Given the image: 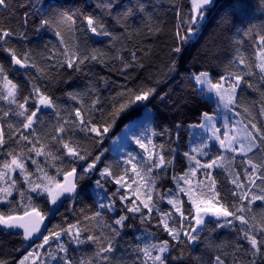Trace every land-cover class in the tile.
<instances>
[{"label": "snow or ice", "instance_id": "snow-or-ice-1", "mask_svg": "<svg viewBox=\"0 0 264 264\" xmlns=\"http://www.w3.org/2000/svg\"><path fill=\"white\" fill-rule=\"evenodd\" d=\"M212 3L213 0H181L174 3L178 21L174 26L175 36L181 43L185 40L183 32H194ZM8 6V0H0V9L6 10ZM97 6L102 9L100 15L83 16L85 29L96 36L118 39L108 30L103 19L104 13L111 16L118 5L114 0H98ZM136 7L145 10L142 0ZM38 15L35 31L53 29L61 44H65L60 25L62 23L70 31L74 30L76 13L68 9L60 11L58 18L47 13ZM122 18L115 17L117 20ZM27 24L26 13L22 26ZM149 31L153 29L149 28ZM237 34L240 39H233V56L224 71L214 73L210 68H204L190 74V80L201 98L214 100L215 106L211 111L201 113L202 122L193 125L208 132L207 139L183 153L188 162L187 168L180 172L173 171L169 176L167 169L175 157H166L165 145L154 141L157 136H167L171 143L172 132L168 128H145L143 137L133 133L136 145L145 155L138 160L128 152L127 158L122 164L118 163L116 169L109 165L99 168L100 156H93L76 139L77 133H84L90 139H102L121 113L148 101L154 95V88L143 85L117 92L112 98V108L106 114L104 101L100 96L92 95L94 88H89L83 95L68 92V98L80 106L62 116L54 98L39 83L50 69L38 64L30 50H20L15 46V30L0 27V53L8 58L7 63L0 61V101L9 105L7 110L0 108V149H4L10 141L18 146V149L12 148L0 154V204L9 205L6 212L0 211V227L22 229L24 240L33 239L41 234L47 214L33 203L31 194L46 196L54 206L49 212L55 214L58 211L55 206L62 203L61 197L75 199L78 181L88 174L97 173L99 178L94 183L101 190L96 192L99 198L97 210L91 216H84V220L99 222L106 213L116 215L111 218V223L104 222L106 233L103 229L90 232L81 221H77L66 228L57 226L47 235L41 234L42 243L37 247H51L50 242L56 241L55 251H48L46 255L59 264H170V261L182 257V250L179 256L171 255L182 243H196L201 238V232L214 234L226 227L234 231V239L229 244H217L208 239L205 255L196 258L197 264H264V124L258 123L252 114V108L258 106L259 116L264 117V30L250 36L247 29L243 32L238 29ZM19 38L26 39V33L20 32ZM249 38L252 53L245 48ZM174 52L179 54L181 48L175 47ZM62 55L64 59L60 67L75 72H82L88 61L102 63L105 56L96 49L81 54L78 49H69L67 45ZM131 57L135 61L136 53L132 52ZM113 58L121 61L122 71L133 67L119 54ZM175 66L176 62L173 61L169 71L174 70ZM17 68L24 70V81L10 78V73ZM29 70H35V74ZM252 77H256L255 82L250 79ZM245 89L258 93L260 99L253 100L250 105L243 103L242 93ZM84 96H87V101ZM13 105L14 108L11 107ZM43 109H52L58 120L53 125V132L42 137L37 125L43 123ZM94 112H100L101 116L96 117ZM144 113L147 122L154 120L147 105H144ZM220 113L223 114V133L217 127V115ZM229 113L236 117L243 116L244 119L233 122ZM13 116L22 118L18 125L10 122ZM237 125H241L238 131ZM176 135L178 139L179 134ZM211 141H215L220 149L215 155L210 154L213 147ZM225 153L234 155L226 156ZM237 155L243 157L239 163L236 162ZM38 157H45V164L49 160L62 162L68 158L73 166L58 168L57 174L63 175L61 181L49 175ZM28 161L35 166V171L29 170ZM78 161L84 162L79 173L75 166ZM217 170L219 173L214 175ZM198 173L202 174V178L196 179L193 184ZM163 178H169L175 184V192L172 188L163 191L158 188V181ZM228 183L233 187L228 188ZM21 184L27 185V188L22 189ZM107 185H112V189L109 190ZM14 193L21 198L22 213L14 207L17 203ZM181 194L188 197L189 207H185ZM165 200L171 206L167 210L158 206L160 201ZM258 201L261 202L260 207L255 210L253 206ZM154 219L156 226L171 239H153L156 233L150 231L147 225ZM135 221L146 226L143 231L147 235L136 236L135 242L128 240L122 244L124 230L134 228L132 222ZM64 235L69 237L68 242L62 240ZM72 243L77 246L94 244L97 248L90 258L76 259L69 252L68 245ZM29 261L31 264H41L40 253L30 252L19 264ZM0 264H8V260L0 258Z\"/></svg>", "mask_w": 264, "mask_h": 264}, {"label": "trees", "instance_id": "trees-1", "mask_svg": "<svg viewBox=\"0 0 264 264\" xmlns=\"http://www.w3.org/2000/svg\"><path fill=\"white\" fill-rule=\"evenodd\" d=\"M142 2L145 6L144 11L136 7L141 3V0H114L118 7L115 8L112 15L103 14L108 30L118 37L115 40L96 36L85 29L84 15H100L102 13V9L97 6L98 0H8V8L0 9V27L15 30L17 32V37L13 40L15 46L20 50H30L38 64L45 69H50L46 77L39 83L45 86L48 93L54 98L62 116L66 115L68 110L80 106L76 101L68 98L66 95L68 92L83 95L89 88H94L95 92L92 95H98L104 101L103 108L104 114H106L111 110L112 98L117 92L137 89L143 85L154 88V95L148 101L140 102L127 112L121 113L102 139H90L84 133H77L76 139L93 156H100L101 162L98 167L101 169L105 165L116 169L117 164H122L123 160L127 158L128 152L134 154L139 160L143 157V152L137 151L131 146L123 147V140L127 136L126 134L133 130L130 127L132 124L137 126L141 124L139 121L145 116L144 105H147L148 110L154 116V120L148 122L149 128H168L172 132L171 143L167 136L154 138L156 144L163 143L165 145L166 157H175L173 164L167 169L170 176L173 171L180 172L187 168L188 162L183 153L190 151L191 147L200 143L201 140H206V135L193 125L201 123V113L211 111L215 106L212 101H205L201 98L190 80V74L204 68H210L214 73L224 71L233 56L232 41L240 39L237 30L243 32L247 29L250 36L264 30V0H216L212 6L206 9L204 19L195 26L194 32H183L185 40L182 43L175 36L174 26L178 21L175 18L173 6L174 3H179L181 0H142ZM68 9L76 13V24L74 30L70 31L61 23L59 30L64 36L65 44H61L53 29L35 31L39 13H47L53 18H58L60 11ZM26 13L28 24L22 26ZM117 16L123 18L117 20L115 19ZM149 28H152L153 31H149ZM157 28L160 31H155ZM20 32H25L27 38L20 39ZM65 45L69 49H78L81 54L91 53L93 49L99 50L105 54L103 62L88 61L83 66L82 72L62 68L60 63L64 59L62 52ZM177 46L181 48L179 54L174 52V48ZM245 48L248 53H252L250 38L246 41ZM132 52L136 53L135 61L132 60ZM117 54L131 62L133 67L122 71L121 61L113 58ZM7 59L6 55L0 53V61L7 63ZM173 61L176 62V66L174 70L169 71ZM29 71L35 74V70ZM23 72V69L17 68L15 72L10 73V78L15 81H24ZM250 79L256 81V77ZM242 95L243 103L249 105L253 100L260 99L258 93L251 89H245ZM84 99L87 101V96H84ZM8 107L6 102L0 101V108L7 110ZM238 111H242V109H238ZM252 114L258 123L264 124V117L259 116L258 106L252 108ZM93 115L99 118L101 113L94 112ZM238 118L244 119L243 116ZM20 119L22 118L13 116L10 122L18 125ZM41 120L43 123L37 125V129L43 137L53 132V125L57 123L58 117L52 109H43ZM194 131L199 134V137L193 134ZM177 133L179 134L178 139ZM113 141H115L114 145H112ZM22 146L21 144L20 147ZM12 148L18 149V146L10 141L4 149H0V154ZM173 149L175 151H172ZM219 151V147L213 146L210 149V154L215 155ZM225 155L232 156L234 154L225 153ZM37 159L49 175L58 180L63 177L62 173L57 174L58 168L73 166L68 158H64L62 162L49 160L47 164H45V157ZM200 159L207 158L200 157ZM242 159L243 157L236 156L237 163ZM83 163L82 161L75 163L78 173ZM28 167L30 171H35V166L31 164V161H28ZM239 170L238 168L237 171ZM218 173L219 170L214 175ZM98 178L97 173H91L78 181V194L75 199H63L60 209L49 221L45 235L57 226L66 228L68 224H75L77 221H81L90 232L101 231L105 221L111 223V218L116 213H106L99 222L84 220V216H91L97 210L99 198L96 196V192L101 190L96 188L94 181ZM201 178L202 174L198 173L197 177L193 179V184L196 179ZM157 186L161 191L167 188H172L174 192L176 190L175 184L169 178L159 180ZM227 187L232 188L233 186L228 183ZM21 188L26 189L27 185L21 184ZM107 188L111 190L112 185H107ZM31 195L33 203L48 214L49 199L46 196H36L35 193ZM14 197L17 201L14 207L22 213L23 207L19 203L21 198L16 193H14ZM181 197L185 201V207H189L187 196L181 194ZM260 203L258 201L253 206L255 210L259 209ZM158 206L163 210L171 207L166 200L160 201ZM8 208L9 205L0 204V211L6 212ZM117 208L119 209V205ZM132 223L135 225L134 228L124 230L122 244L128 240L134 241L136 236L147 235L143 231L146 226L140 225L138 221ZM235 223L238 224V222ZM147 227L156 233L153 239H171L156 226L155 219ZM103 231L106 233L107 229H103ZM200 237L196 243L185 242L175 248L171 253L172 256H179L181 250L183 255L180 259L170 261V264H197L196 258L205 255L208 239L217 244H229L234 239L235 233L231 228L226 227L214 234L201 232ZM62 240L68 242L69 237L64 235ZM41 241L25 242L21 233L0 229V258L7 259L8 264H18L26 255L29 247L35 244L39 245ZM50 243L51 247L46 245L45 248L39 250L41 264L44 261L48 264L52 260L46 253L54 252L57 242ZM68 246L70 254L76 259L90 258L97 248L94 244L77 246L72 243Z\"/></svg>", "mask_w": 264, "mask_h": 264}, {"label": "rangeland", "instance_id": "rangeland-1", "mask_svg": "<svg viewBox=\"0 0 264 264\" xmlns=\"http://www.w3.org/2000/svg\"><path fill=\"white\" fill-rule=\"evenodd\" d=\"M210 101H212V102L215 104L214 100H210ZM229 115L231 116V119H232L233 122H235L236 120H239L238 117H236V116H232L231 113H229ZM201 122H202V121H201ZM139 123H141L139 126L134 125V124H132V125L130 126L131 129H133V130L129 131V132L126 134L127 136L124 137V140H123V147H129V146H131V147L135 148L137 151H141V152H143V151L138 147V145H136L135 140H134V138H133V133H135L137 136H141V137H143V136H144V129H145V128H149V124H148V122L144 119V117H142V118L140 119ZM217 127H219V128L221 129V133L224 132L225 129H224V127H223V114H222V113H220V114L217 115ZM240 127H241V125H237V131L239 130ZM198 130H199L201 133L205 134L206 137L209 135V133L206 132L204 129L198 128ZM193 134H196V137H199V134H198L197 132L194 131ZM120 138H121V137H120ZM206 139H207V138H206ZM115 141H116V140H115ZM210 143H211L213 146H217V147H219L218 144H216L215 141H211ZM112 145H114V143H113ZM133 155H134V154H133ZM142 155H143V156L145 155L144 152L142 153ZM187 198H188V197H187ZM41 243H42V241H41ZM37 246H38V245H36V244L30 246L25 256H27L30 252H33V251H38V252H39L40 248H38ZM25 256H24V257H25ZM24 257H23V258H24ZM23 258H22V259H23ZM22 259H21V260H22ZM21 260H20V261H21ZM18 264H19V263H18ZM27 264H31V261L27 262ZM48 264H59V262H58V261L51 260V261L48 262Z\"/></svg>", "mask_w": 264, "mask_h": 264}, {"label": "water", "instance_id": "water-1", "mask_svg": "<svg viewBox=\"0 0 264 264\" xmlns=\"http://www.w3.org/2000/svg\"><path fill=\"white\" fill-rule=\"evenodd\" d=\"M216 0H213V3L215 2ZM213 3L211 4V5H209L208 7H210V6H212L213 5ZM207 7V8H208ZM63 180V177H62V179H61V181ZM64 198H71V197H61V201H63V199ZM49 210L50 209H52L54 206L50 203V201H49ZM60 206H61V203H58V205L57 206H55V207H58V210L60 209ZM58 211H56L55 212V214L57 213ZM55 214H51L50 212L46 215V219L44 220V223H43V225L41 226V234L42 235H45V233H46V229H47V226H48V223H49V221L55 216ZM0 229H2V230H10V231H15V232H19V233H21L22 234V229H6V228H3V227H0ZM41 234H37V235H35L34 236V238L33 239H31V240H24L25 242H37V241H40V240H42V235ZM23 235V234H22Z\"/></svg>", "mask_w": 264, "mask_h": 264}]
</instances>
